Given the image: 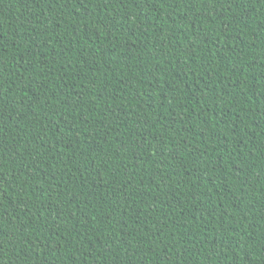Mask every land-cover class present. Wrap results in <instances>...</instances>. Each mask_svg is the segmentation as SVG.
<instances>
[{
    "label": "trees",
    "instance_id": "trees-1",
    "mask_svg": "<svg viewBox=\"0 0 264 264\" xmlns=\"http://www.w3.org/2000/svg\"><path fill=\"white\" fill-rule=\"evenodd\" d=\"M0 264H264V0H0Z\"/></svg>",
    "mask_w": 264,
    "mask_h": 264
}]
</instances>
